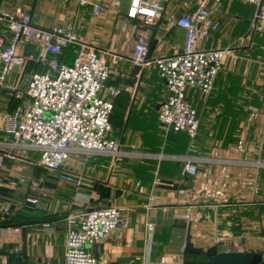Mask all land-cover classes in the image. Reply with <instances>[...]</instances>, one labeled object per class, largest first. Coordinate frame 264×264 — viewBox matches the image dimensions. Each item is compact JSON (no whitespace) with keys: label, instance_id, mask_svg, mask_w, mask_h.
<instances>
[{"label":"crops","instance_id":"crops-1","mask_svg":"<svg viewBox=\"0 0 264 264\" xmlns=\"http://www.w3.org/2000/svg\"><path fill=\"white\" fill-rule=\"evenodd\" d=\"M90 1L103 4L105 10L95 15L91 5L80 6L78 0H6L8 8L21 7L41 26L74 25L81 40L104 53L113 64L114 73L107 80L103 93L114 102L111 114L113 136L120 141L125 153L117 160L105 155L86 160L82 154H73L70 158L72 167L82 177L81 186H75L61 180L57 172L39 165L37 151L12 145L13 138L3 129L4 114L0 115V155L3 156L0 160V222L12 217L17 223L33 218L40 220L28 225L27 264H48L47 260H50L49 264H64L67 217L69 213L79 216L90 208L120 207L127 219L125 228L114 230L100 247H91L98 264H180V247L185 245V238L182 243L181 232L173 236L169 227L175 220L174 215H184L185 218L186 206L191 203L195 204L197 221H208L205 214L212 210L208 206L236 205L244 208L239 210L243 216L237 217L238 220L251 222L246 215L255 205L261 209L257 213L258 220L264 223V99H261L264 98V73L258 71L259 64L246 53L227 55L212 92L205 97L207 99L203 97L196 104L201 133L195 153L187 152L189 149L185 146L184 153L164 152L165 146L173 147L176 141L171 137L170 144L165 140L160 143L163 136L158 110L167 96V87L154 64L135 75L132 73L133 31L135 24L141 21L127 16L131 0ZM159 1L164 9L152 26H144L150 35V45L157 40L150 59L183 44L185 31L169 25V21L195 8L189 7L188 0ZM235 2L247 5L244 12L254 9L255 20V6L238 0L210 4L213 18L220 22L219 14L241 10ZM219 29L220 26L211 30L210 39L203 46L213 47V39ZM0 30L5 32L9 41L12 34L3 23ZM22 48L24 52H30L36 46L24 41ZM72 57L73 46H70L64 60L71 62ZM43 68L29 61L23 74L9 76V83L25 89L30 74ZM111 88H119V94L112 97L109 93ZM6 98L13 101L12 105ZM0 100L4 101L2 103L7 109L4 113L19 108L24 110L29 102L26 95L18 97L12 89L0 92ZM18 102L20 107L16 106ZM236 138L241 141L240 147L234 146ZM154 147L158 149L153 150ZM253 152L261 166L252 161ZM186 156L196 165L195 175L188 174L185 159H180ZM253 171L260 174L259 186L254 190L249 181L246 183ZM232 173L243 183L234 187L232 194L236 196L231 197L233 201L228 198L220 201V197L214 194L217 179L223 178L218 188L225 192L228 181L234 180ZM187 174L191 175L190 179ZM152 195L160 197L151 203ZM29 196L38 201L28 202ZM75 197L77 200L68 208L67 201ZM6 201H11V209L4 214L2 209ZM148 221L155 223L152 232L147 231ZM2 231L3 226H0V233ZM261 234L263 236L264 231ZM246 237L241 240L240 250H251L244 248ZM170 240L173 242L171 245L167 243ZM12 245L7 243L0 251ZM10 259L11 264H23L22 245L20 253L11 255Z\"/></svg>","mask_w":264,"mask_h":264},{"label":"built area","instance_id":"built-area-1","mask_svg":"<svg viewBox=\"0 0 264 264\" xmlns=\"http://www.w3.org/2000/svg\"><path fill=\"white\" fill-rule=\"evenodd\" d=\"M223 1L196 0L192 12L172 18L169 25L185 31L184 42L174 46L171 52L153 59L148 58L150 35L144 26L155 23L164 9L163 5L159 0H131L127 14L129 18H139L141 21L134 26L132 62L142 68L154 64L167 87L168 94L158 110V121L165 131L186 132L191 138V145L198 134L199 118L197 109L186 97L187 90L192 87L208 96L225 57L233 54L228 47L203 46L210 39L211 30H217L220 26V22L213 18L210 4L217 5ZM238 1L255 6L254 28L263 27L264 0ZM78 2L83 7L91 5L95 15L105 10L103 4L90 0ZM1 23L12 35L7 41L5 32L0 30V92L12 89L18 97L26 95L29 99L24 110L5 113L4 132L13 138L12 145L37 151L39 165L57 172L61 180L81 186L82 177L74 171L70 161L73 154H82L86 160L98 155L117 160L125 155L120 141L113 136L111 114L114 102L103 93L107 80L114 73L113 64L104 53L83 42L74 25L41 26L21 7L8 8L6 0H0ZM24 41L32 42L36 49L24 52ZM70 46H73V57L71 62H66L65 52ZM29 61L44 68L30 74L25 89L12 86L9 76L13 73L23 74ZM119 92V88H111L109 93L113 97ZM4 155L10 156L9 153ZM2 158L0 155V160ZM183 159L186 171L194 174L196 165L193 160L188 156ZM159 197L150 196V202ZM75 200L76 197L68 200L67 207L71 208ZM27 201L36 203L38 199L29 196ZM10 209L11 201H6L2 212L6 214ZM190 214V210H187L185 217L189 219ZM67 221L64 264H98L91 247H100L114 230L127 226L123 209L116 206L85 210L79 216L69 213ZM146 228L152 232L155 223L148 221ZM7 243L13 245L0 251V264H11V255L20 253V226L3 227L0 249ZM180 250L179 262L182 264L186 259L185 245H181ZM222 250L240 248L230 243L225 244ZM201 264H206V260H202Z\"/></svg>","mask_w":264,"mask_h":264},{"label":"rangeland","instance_id":"rangeland-1","mask_svg":"<svg viewBox=\"0 0 264 264\" xmlns=\"http://www.w3.org/2000/svg\"><path fill=\"white\" fill-rule=\"evenodd\" d=\"M235 3L240 6L241 10H235L236 12L230 11L228 14H219L217 16L220 20V29L213 39V47H228L233 54L246 53L248 57H252V59H255L254 62L259 64L258 71L264 73V25L261 28H254V9L251 12H244L243 9H246L247 5H242L238 2ZM188 4L189 7H195L196 0H188ZM240 11H243V13ZM246 19L249 21H246ZM197 97L199 98L200 95ZM205 97L204 95V99H207ZM5 100L12 105L13 101L11 99L6 98ZM2 102L4 101L0 100V115H2V113L5 115L4 112L7 111V109ZM19 105L21 106L18 102L16 106L18 107ZM23 106H26V102ZM251 142L255 144L254 140ZM235 147H240V145ZM162 154L166 155V153ZM163 155L161 156L163 157ZM251 157L255 165L261 166L254 152ZM258 172L253 171L251 177L246 181V183L249 181L253 190L259 186L260 174H258ZM195 173L189 174L195 175ZM232 176H234V180L228 181L229 185L225 187V192H220L219 190L222 188H218V186L223 183V178L222 180L219 177L217 179V187L214 189V194L218 196L217 198L220 197V201H224L222 199L227 198L229 201H233L231 197L236 196V194H232L235 189L234 187H239L240 183H243V180H237L235 173H232ZM232 176L230 175L229 177ZM207 208H212V210L205 214V218H207L208 221L196 220V208L194 203L187 204L186 206V209L190 210L191 213L189 219L186 217L184 218V215L182 217L174 215L173 218L182 219L183 222L182 226H179L178 223L174 226V228H177L178 232L179 229L181 230L182 243H184L187 226L189 222H191V232L194 236L193 241L197 243L198 246L207 248L212 244H218L219 248H223L225 244L234 243L240 248L242 246V238L247 236L244 248L258 251L264 257V235L262 236L261 234L264 231V223H260L258 220L260 218H258L257 213L261 211L258 206L253 205L251 209H249L250 214L246 215V218H251V222L248 220H238L239 216H243L238 213L239 210L243 211V206L223 205L216 207L208 206ZM247 213L248 210H246V214Z\"/></svg>","mask_w":264,"mask_h":264},{"label":"water","instance_id":"water-1","mask_svg":"<svg viewBox=\"0 0 264 264\" xmlns=\"http://www.w3.org/2000/svg\"><path fill=\"white\" fill-rule=\"evenodd\" d=\"M157 40H153L148 52V58L151 57L153 50L155 49ZM143 68L134 64L132 73L135 75L139 73ZM97 208H90L98 209ZM39 219L33 218L20 222L22 227V256L23 264H27V236L28 225L39 223ZM185 253L192 255H205L207 257L206 264H264V257L258 251L252 250H220L218 244H212L207 248H203L194 243L191 233V222L187 226V233L185 237ZM182 264H201V261L196 258H186Z\"/></svg>","mask_w":264,"mask_h":264},{"label":"trees","instance_id":"trees-1","mask_svg":"<svg viewBox=\"0 0 264 264\" xmlns=\"http://www.w3.org/2000/svg\"><path fill=\"white\" fill-rule=\"evenodd\" d=\"M246 21H249V20L246 19ZM252 35H253V33H252ZM70 53H71V51L68 52V55H70ZM66 61H68V60H66ZM167 94H168V91H167ZM199 95H200V97L198 98L197 96H199ZM186 97L190 101V103L196 108L197 102H199L204 97V95L201 92H199L198 90H196V89H194L192 87H189L188 90H187V93H186ZM261 99H264V98H261ZM159 126L161 128L160 133L163 136L160 139L161 142L159 141L160 143H162V142L164 143V140H165V143L170 144V138L171 137H173L174 140H176L174 142L173 139H172L171 142H174V145H173V143H171L173 145V147H166L165 146V149L163 148V151L164 152H167L168 151V152H171V153H184L183 147L185 146V147H187V149H189V151H187V152H191L192 154L195 153L197 138H198V135L201 133V120L200 119H199V130H198V134H197V136L194 139L193 145H191V138L189 137V135L186 132H183V131H175L173 129H170L168 131H165L161 127V124L160 123H159ZM233 141L235 142L234 143L235 146H239V145L241 146V141L239 139L236 138ZM167 144H165V145H167ZM152 149L153 150H157L158 148H155L154 147ZM188 174H187V176L190 179L191 175L189 176ZM15 219H16L15 217H12L9 220L1 221L0 222V226L6 227V226H10V225H17L19 222L18 223L15 222ZM177 223H178L179 226H182V224H183L182 219H175V220H173L171 227H169V229L173 233V236H175V234L178 233L177 228H174V226H176ZM179 232H181L180 229H179ZM192 239H193V235H192ZM173 240H175V238H173ZM167 243L169 245L173 244L172 240L167 241ZM219 249L222 250V248H219ZM185 256H186V258H196V259H199L200 261L207 259V257L205 255H192V254H187L186 253Z\"/></svg>","mask_w":264,"mask_h":264}]
</instances>
